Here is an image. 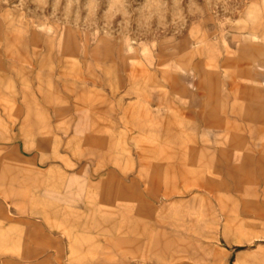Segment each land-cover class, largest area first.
Instances as JSON below:
<instances>
[{
	"label": "rangeland",
	"instance_id": "obj_1",
	"mask_svg": "<svg viewBox=\"0 0 264 264\" xmlns=\"http://www.w3.org/2000/svg\"><path fill=\"white\" fill-rule=\"evenodd\" d=\"M239 255L264 261V0H0V264Z\"/></svg>",
	"mask_w": 264,
	"mask_h": 264
},
{
	"label": "crops",
	"instance_id": "obj_2",
	"mask_svg": "<svg viewBox=\"0 0 264 264\" xmlns=\"http://www.w3.org/2000/svg\"><path fill=\"white\" fill-rule=\"evenodd\" d=\"M241 262L242 264H264L263 259H261L259 256L243 257L239 255L234 261V264H241Z\"/></svg>",
	"mask_w": 264,
	"mask_h": 264
}]
</instances>
